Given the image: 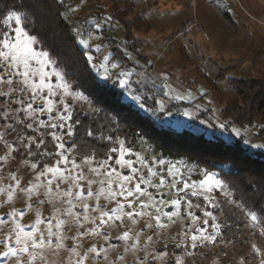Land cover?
Masks as SVG:
<instances>
[{
  "label": "rangeland",
  "instance_id": "1",
  "mask_svg": "<svg viewBox=\"0 0 264 264\" xmlns=\"http://www.w3.org/2000/svg\"><path fill=\"white\" fill-rule=\"evenodd\" d=\"M80 4L81 9L75 11L71 20L89 14L92 27L78 34L79 43L87 50L90 65L96 64L97 69H103L108 83L116 82L126 100L141 108L152 106L150 114L155 120L174 130H186L226 143L240 139L249 151H264V147H258L264 145L259 134L260 117L251 126H239L231 124L224 114L225 106L237 99L233 88L236 81L264 80V0H138L134 11L138 10L150 26L136 23L129 38L123 23L118 19L111 20L117 15L116 0H84ZM134 14L132 11L127 19H135ZM10 23L9 32L13 27H20ZM34 48L37 54L45 52L38 50L36 44ZM145 55L150 60L148 63ZM49 59L52 63L47 67H42V61L33 60V68L43 73L35 77V83L44 79L46 84L35 99L31 90L21 83H0V93H7L0 97V136L3 137L0 139V188L5 189L0 194V205H3L0 218L11 221L10 213H16L21 227L33 232L40 221V232L51 244L39 250L41 258H37L35 264L264 262V224L259 216L236 203L218 171H208L204 166L194 164L188 154L179 159L170 158L144 139H139L130 148L119 139L113 148L119 149L123 142L126 149L135 153L131 157L124 156L125 160H134L135 173L121 166L117 152H111L104 159L110 167L101 168L99 175L91 168L98 167L96 161L104 160L95 159L90 164H84L83 159L77 160L67 145L72 138L70 120L60 117L71 116L76 106L84 113L96 109L83 91L72 89L64 70L50 54ZM57 73L64 76L63 81ZM13 79L19 81L20 77ZM64 83L68 85L67 93L61 87ZM60 124L65 127L61 128ZM47 134L53 138L56 147L62 143L64 149L57 147L52 163L38 168L36 162L23 155L33 145L41 146ZM56 137L61 139L58 141ZM18 150L22 151L19 156ZM61 155L68 157L67 165L57 163ZM73 160L80 168L73 166ZM33 164L35 168L31 167ZM47 167L66 170L56 175L46 172L37 181L38 173ZM111 169L116 172L109 177L107 173ZM149 169L156 171V176ZM81 170L83 176L79 177L77 174ZM62 175L77 177L80 187H75L72 179H62ZM123 175L133 176L127 187L134 195L127 200L120 196L109 200L107 189L119 191V180L109 181ZM141 176L145 179H140ZM210 177L211 190L206 191L207 185L200 188ZM161 179L164 183H160ZM215 180L221 181L222 186H217ZM17 181L20 182L18 189ZM48 181H51L50 185ZM137 183L141 185L140 193H136ZM36 184L40 186L30 194L20 191ZM170 184L175 187L170 188ZM7 186L15 190L14 203L8 202ZM101 189L105 190L104 194ZM65 191L72 195L65 196ZM193 191L203 195H192ZM117 201L124 205L125 214L121 219H109V216H115L112 210L118 208ZM128 201H131L130 206ZM223 203L238 206L245 221L236 240H228L221 234ZM143 204L151 206L142 208ZM69 209L71 216L67 214ZM101 209L109 213L104 217L106 224L100 222ZM140 211L145 215L130 218L126 214ZM208 212L211 216L206 215ZM250 213L258 218L254 221ZM85 216L89 219L85 220ZM157 216L159 222L154 218ZM76 217H79L78 221ZM61 220L63 226L57 227ZM160 224L166 227L162 228ZM49 225L54 233H63V246L57 236L47 237ZM13 229L12 223H5L0 230V241L12 234L14 247ZM125 232L131 238L119 239ZM193 235L197 237L195 247ZM6 251L8 247L0 244V264H18L16 257H4ZM21 255L22 264H32L30 256Z\"/></svg>",
  "mask_w": 264,
  "mask_h": 264
},
{
  "label": "trees",
  "instance_id": "2",
  "mask_svg": "<svg viewBox=\"0 0 264 264\" xmlns=\"http://www.w3.org/2000/svg\"><path fill=\"white\" fill-rule=\"evenodd\" d=\"M83 1L0 0V14L6 9L26 14L25 28L36 36V48L47 51L53 57L64 70L72 89L83 91L96 109L90 113H84L77 106L73 109L70 119L72 138L67 145L72 148L76 159H107L119 139L129 148L139 139H144L156 151L170 158L179 159L188 154L194 164L204 166L208 171H218L236 203L255 212L264 224V151L251 152L240 139L226 143L186 130H174L155 120L150 114L152 106L141 108L126 100L116 82L112 85L108 83L103 69H97L96 64L90 65L87 50L79 43L78 34L92 27L89 14L70 21ZM137 1L116 0L117 15L111 19L123 23L128 38L136 23L149 25L138 10L134 11ZM132 11L136 13L135 19H127ZM145 59L147 63L150 61L147 55ZM233 88L237 99L225 106V117L231 124L239 126H251L260 117L262 127L259 134L264 140V80L241 79L235 82ZM44 139L41 146L33 145L23 155L36 162L38 168L52 163L56 157L57 147L53 138L47 134ZM19 154H22L21 150L17 151ZM221 210V234L228 240H236L245 224L240 209L223 203Z\"/></svg>",
  "mask_w": 264,
  "mask_h": 264
},
{
  "label": "snow or ice",
  "instance_id": "3",
  "mask_svg": "<svg viewBox=\"0 0 264 264\" xmlns=\"http://www.w3.org/2000/svg\"><path fill=\"white\" fill-rule=\"evenodd\" d=\"M10 22H14L15 25H19V28H12V32H9L7 29L12 26ZM27 22V17L26 14L19 11V10H5L3 14H0V83L4 84H12V83H21L25 85V88L30 89L32 92V98L35 99L36 97L40 96L41 91L44 90L46 87L45 80L41 79L40 83L37 84L35 83V77L37 75H43V73L39 69H34L33 68V60L38 59L39 61H42V67H47L49 66L52 61L49 59V53L48 52H41L37 54L35 51L34 45L38 43L37 38L35 35H32L29 33L27 28H25V24ZM5 73H7V76H5ZM59 78L63 81L64 76L60 73H57ZM14 77H20L19 81L14 80ZM63 87L64 92H68V85L67 83H64L61 85ZM24 90V89H21ZM7 95V93H0V97ZM80 95V94H78ZM80 98H83L82 95ZM49 104V111L51 112V104L52 102L49 100L47 101ZM34 111V109H33ZM61 120H70L71 116H61ZM61 128L65 127L64 124L59 125ZM52 127H56V125H52ZM69 134H72L71 127H69ZM91 135V133H89ZM0 139H3L2 136H0ZM56 139L59 141L61 138L56 137ZM111 139V138H109ZM121 143V147L119 149L117 148H112V152H117L119 154L120 158V163L122 167H127L130 169L133 173L136 172V169L133 167L134 160L128 159L125 160L124 156L127 154L128 156H134L135 153H132L130 149H126L124 146L123 142ZM58 148L64 149V145L62 143H59L57 145ZM258 147H264V145H259ZM51 155V154H49ZM95 160V157H84L83 158V163L84 164H90L92 161ZM59 163H64L67 165L69 163L68 157L61 155V160L57 162ZM74 167L80 168V165L76 163L75 160L71 161ZM98 167L91 168V171L100 174V169L101 168H109L110 165L108 164L107 160L104 161H96ZM143 163V161H141ZM164 163L163 158L160 160V164L162 165ZM31 167L35 168L36 165L33 164ZM173 168L176 167V165H172ZM66 169H60L59 167H47L45 169H42L40 173H38L36 179L39 181L41 176H44L46 172H51L53 175H56L57 173H62ZM149 171L152 172L153 176H156V171H152L149 169ZM116 172V169H111L107 174L109 177L113 176V173ZM171 174V173H170ZM179 175H182V173H179ZM77 176L82 177L83 176V171L81 170ZM12 179H15V177H11ZM62 179L68 180L72 179L74 181V186L75 187H80L79 182L77 177H69V176H61ZM119 180V191H114L112 188L107 189V197L109 200H115L117 196L124 197L126 200L128 197H131L134 195L133 191L127 187V184L130 183L133 180V176H118L117 178H113L112 180L109 181V183H115L116 180ZM140 179H145V177L141 176ZM212 178H209V182H205V184L200 185V188H205L206 185V191L211 190V182ZM19 181H17L16 188L18 189L19 187ZM151 183V182H149ZM160 183H164V180L161 179ZM214 183L217 186H222L221 181L215 180ZM48 184H51V181H48ZM40 185L36 184L33 185L32 187H25L24 189H20V191L25 192V193H31L34 188H38ZM175 184H170V188H174ZM193 187H197L193 185ZM136 193L141 192V185L137 183L135 185ZM5 189L0 188V194L3 193ZM8 190V202L9 203H14L15 202V190L12 188V186H7ZM101 194H104L105 190L101 189ZM192 195H197L203 193H198L196 191H193L191 193ZM65 196H71V192L65 191L64 193ZM81 195L83 193L81 192ZM205 199H209L208 196H204ZM71 203V201H69ZM191 203V202H189ZM118 208L113 209L112 212L115 213L114 217L109 216V213L101 209V216L99 217L101 224H106L107 221L104 220L105 216H109V219L115 218V219H121L122 215L125 214L124 211V205L120 203V201H117ZM129 206L131 205V201H128ZM151 205L148 204H143L141 205L142 208L145 207H150ZM0 207H3V205H0ZM31 207V205H29ZM68 215H72L71 210H67ZM130 218H134L136 216H143L145 213L143 211L132 213L128 212L126 213ZM10 215L13 217L11 221H6L5 218H0V230H2V226L5 225V223H12L14 225V239H15V246L13 247L11 244V241L13 240V235L9 234L7 238L4 241H0V244H3L8 247V251L4 253V257H7L9 255H12L13 257H16L18 260V264H22V255H28L32 258V264H35L37 258L39 257V250L43 249L46 246H50L51 241L48 240L45 237V234L43 232H40V229L38 227L40 221H37L36 224V232L33 231H25L23 227H21V224L17 222L16 220V213H10ZM22 215V213H21ZM39 215V214H38ZM148 215H151L150 213ZM206 215L211 216V213L208 212ZM251 218L255 221L258 217L254 213H250ZM157 219L159 222V217H154ZM77 221L79 220V217H76ZM85 220H88L89 218L87 216L84 217ZM93 223H95V220H92ZM64 221H59L57 227L63 226ZM160 227H166L164 224H160ZM148 227H151V224L148 225ZM37 233L39 235L37 236ZM57 236V239L61 242L60 246H63L62 242L64 240V235L63 233H54L52 231V226L49 225L48 232H47V237H52V236ZM119 239H124L127 240L130 237L128 232L123 233L121 237H118ZM211 237H203V239H210ZM150 239V238H149ZM192 242H193V247H195L197 237L193 235L191 237ZM179 246V245H177ZM33 250H36L35 253ZM73 252H75V249H72ZM93 252H96L95 249H93ZM99 254V253H97ZM166 255V253H165ZM141 264H144L142 261ZM264 264V262H262Z\"/></svg>",
  "mask_w": 264,
  "mask_h": 264
},
{
  "label": "built area",
  "instance_id": "4",
  "mask_svg": "<svg viewBox=\"0 0 264 264\" xmlns=\"http://www.w3.org/2000/svg\"><path fill=\"white\" fill-rule=\"evenodd\" d=\"M79 9H81V7H80V6L78 7V10H79ZM72 16H74V14H73ZM71 18H72V17H71ZM70 21H71V19H70Z\"/></svg>",
  "mask_w": 264,
  "mask_h": 264
}]
</instances>
